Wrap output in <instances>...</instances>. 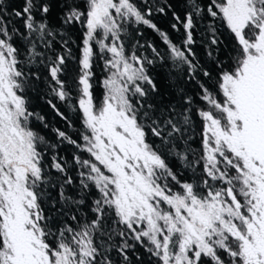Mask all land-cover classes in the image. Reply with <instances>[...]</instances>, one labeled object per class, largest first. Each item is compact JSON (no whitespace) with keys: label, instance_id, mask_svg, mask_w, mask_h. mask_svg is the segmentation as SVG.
<instances>
[{"label":"snow or ice","instance_id":"6c2138e0","mask_svg":"<svg viewBox=\"0 0 264 264\" xmlns=\"http://www.w3.org/2000/svg\"><path fill=\"white\" fill-rule=\"evenodd\" d=\"M184 4L0 0V264H264V0Z\"/></svg>","mask_w":264,"mask_h":264},{"label":"trees","instance_id":"16d2710c","mask_svg":"<svg viewBox=\"0 0 264 264\" xmlns=\"http://www.w3.org/2000/svg\"><path fill=\"white\" fill-rule=\"evenodd\" d=\"M9 2L13 6L18 7L21 3V0H9ZM160 2L163 4H171L172 8L170 10H167L166 14L154 13L153 14L154 23H156L160 29L166 31L174 41H179L181 38V34L183 32V28L182 26H180V32H175L172 29L171 25L175 23V20L172 17V11L174 10L178 15H180L181 19H183L185 15V11H186L184 0H160ZM205 3H207V0H205ZM57 11L58 9L53 10L52 22L54 24L57 22L56 20ZM14 22L17 24V26H19L20 24L19 21H14ZM78 29H79V26L77 25V27L73 29V37H72L74 40L77 41V43H79V35H80ZM142 31L144 33L143 37H133L132 38L133 43L135 42V39H140L141 43H144L147 40V41H151L155 43L158 48H161V49L164 48V45L161 43L159 36L155 32H153L150 29H142ZM200 35H201L200 32L196 33V38L198 41L200 39ZM56 47H57V50H59V44H57ZM72 47H73V50L75 51L76 46L72 45ZM196 51L198 55L200 56L201 60H203L205 58L203 46L198 43L196 47ZM75 71H76V65L70 61L68 64L67 75L62 78L68 81L69 83H71V78L75 74ZM46 74L47 73L45 72L44 75ZM163 76H164V73L162 72L161 77L163 78ZM189 90H191V88H189ZM100 91H101L100 89H97L96 94L98 97L100 95ZM29 94L31 97L32 109L44 115L50 125L60 127L64 130H67L66 124L63 121H61L59 117L55 115V113L46 103L47 99H52L53 103H56L57 106L61 109V111L65 112V114L69 117V119L73 121L76 127L77 128L80 127V121H79L78 115L71 113L66 108V106L61 104L58 100H56L55 97L47 96L46 89L42 81L38 82L36 90L30 91ZM169 99L178 102V97L174 93L169 97ZM198 145H199V138L196 139L193 146L196 147ZM173 166L176 168L179 167V165L175 161H173ZM138 251H140V253L144 255L142 249H138ZM145 259H147L146 255H145Z\"/></svg>","mask_w":264,"mask_h":264}]
</instances>
